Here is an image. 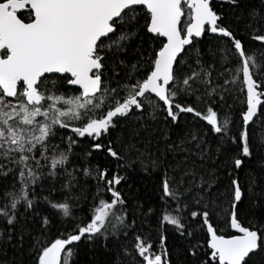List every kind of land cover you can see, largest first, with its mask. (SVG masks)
I'll use <instances>...</instances> for the list:
<instances>
[{
	"label": "snow or ice",
	"instance_id": "6c2138e0",
	"mask_svg": "<svg viewBox=\"0 0 264 264\" xmlns=\"http://www.w3.org/2000/svg\"><path fill=\"white\" fill-rule=\"evenodd\" d=\"M82 251L264 264V0H0V264Z\"/></svg>",
	"mask_w": 264,
	"mask_h": 264
},
{
	"label": "trees",
	"instance_id": "16d2710c",
	"mask_svg": "<svg viewBox=\"0 0 264 264\" xmlns=\"http://www.w3.org/2000/svg\"><path fill=\"white\" fill-rule=\"evenodd\" d=\"M91 258H92V253L90 251H82V255H81L82 264H87V262L91 260ZM103 258L104 257L102 253H98L96 256V259L98 260H102Z\"/></svg>",
	"mask_w": 264,
	"mask_h": 264
}]
</instances>
